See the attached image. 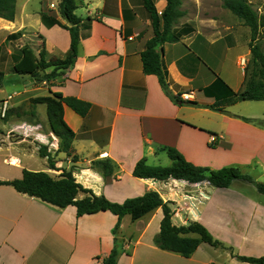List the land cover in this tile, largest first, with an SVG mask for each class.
Listing matches in <instances>:
<instances>
[{"label": "crops", "instance_id": "obj_1", "mask_svg": "<svg viewBox=\"0 0 264 264\" xmlns=\"http://www.w3.org/2000/svg\"><path fill=\"white\" fill-rule=\"evenodd\" d=\"M60 1L43 0L38 6L34 0H17L15 18L0 17V71L7 75L6 65L12 71L11 81L21 76L25 81L19 90L9 91L3 85L0 101L16 91L31 93L29 99L45 96L37 94L44 87L47 95L51 90L91 103L85 117L64 105V120L76 135L72 153L60 152L56 167L72 169L74 176L81 173L78 182L113 202L158 191L164 200L173 201L174 224L198 221L226 246L234 247L235 253L264 256V194L254 182L234 180L229 187L218 188L208 181L133 175L140 159L145 157L156 165L150 160L167 154L163 147H174L195 165L214 170L237 166L255 181L264 182V100H247L254 103L245 112H233L238 102L227 106L225 110L231 114L205 107L215 102L217 94H206L204 89L218 77L234 91L243 88L246 65L241 60L251 58L250 29L239 40L233 37L235 28L225 26L230 31L226 33L224 24L215 18L209 25L198 16L181 19L176 26L181 39L160 46L170 93L181 98L185 94L196 102L180 104L165 92L157 75L144 70L141 52L154 32L143 1L76 0L78 56L48 85L46 80L41 82V87L38 79L17 74L13 66L25 45L37 52L44 48L48 59H63L68 54L70 31L59 24L48 25L42 17L45 14L70 26L59 10ZM154 2L158 12L167 5V0ZM259 32L256 40L264 35V24ZM31 110L35 112L34 116L29 113L33 121L27 114H15L5 126L34 124L40 116L35 106ZM212 134L218 136L216 144L210 143ZM33 150L1 136L0 181L21 178L24 168L35 170L21 158L23 152ZM10 157L20 161L10 164ZM104 158L115 165L111 177L92 166L93 161ZM49 169L47 166L51 174ZM85 196L84 192L78 194L80 199ZM162 218L161 207L138 220L130 214L123 216L118 264H253L239 260L229 249L205 242L189 257L160 248L155 237ZM117 221L110 211L78 216L75 205L60 208L0 184V264H103L114 246Z\"/></svg>", "mask_w": 264, "mask_h": 264}, {"label": "trees", "instance_id": "obj_2", "mask_svg": "<svg viewBox=\"0 0 264 264\" xmlns=\"http://www.w3.org/2000/svg\"><path fill=\"white\" fill-rule=\"evenodd\" d=\"M16 1L0 0V17L13 20L16 16ZM142 1L149 13L154 32L153 37L146 41L145 48L141 52L145 72L158 76L162 88L174 102L196 104L194 101L181 98L180 95L170 93L168 71L163 65L162 49L160 50V46L163 43L177 42L181 39V35L176 31V26L187 14L186 10L182 8L183 0H167V5L161 14H159L154 0ZM77 7L76 0H61L59 3V10L69 21L70 26L63 24L54 17L42 15L46 24H59L70 31L71 47L68 54L63 59H48L44 48L37 52L32 47L25 45L20 51L21 58L13 66V70L17 74L30 75L39 81L46 80L50 82L60 76L61 72L59 70L62 71L74 63L78 56L80 43L79 18L75 14ZM223 7L241 18L252 32V41L256 40L260 26L264 24V15H260L248 0H223ZM250 48L251 58L245 67L243 88L234 91L218 77L214 84L204 89L206 94H217L215 102L205 105V107L223 111L227 106L240 101L264 100V52L260 50L259 46L254 45L253 42L250 43ZM4 78L5 72L0 71V89L3 86ZM49 92V95L30 98V102L33 106L39 103H44L47 106V124L50 131L57 137L59 147L56 153L53 154L52 151H49L47 145H42L39 149V155L46 157L49 168L54 169L57 161L56 156L60 152L72 153V145L76 135L64 120V105L70 106L78 114L85 117L91 108V103L75 97L64 96L60 92L51 90ZM8 112L10 113L9 110ZM9 113H7L8 117H11ZM34 115L35 112L32 113V116ZM242 118L248 122H256L247 117ZM163 150L167 152L172 160L170 165H151L144 157L137 162L133 175L139 178L156 180L173 178L190 183L208 181L212 186L218 188L229 187L234 180H246L254 182L259 192L264 194V182L255 181L250 174L244 173L237 166H227L214 170L207 166L193 164L174 147H163ZM92 166L106 177L112 176L115 167L109 158L95 160ZM0 184L11 185L18 192L40 198L60 208L75 205L78 216L94 214L100 211H110L117 215L118 221L113 228L114 246L110 253L102 259L103 264H118L122 245L118 238V232L123 216L130 214L133 220H138L159 207L162 208L163 218L160 224V232L155 237V243L160 248L189 257L201 243L205 242L214 247L229 249L232 255L241 261L264 264V256H243L235 253L234 247L226 246L222 241L215 238L205 225L198 221L191 220L183 225L174 224L173 216L175 210L173 209V201L164 200L158 191L147 192L118 203L109 200L105 195L95 194L92 189L85 188L77 181L71 170L63 171L60 176L54 177L47 171L29 170L26 168L23 169L21 178L0 181ZM80 192L86 194L82 199L78 198Z\"/></svg>", "mask_w": 264, "mask_h": 264}, {"label": "rangeland", "instance_id": "obj_3", "mask_svg": "<svg viewBox=\"0 0 264 264\" xmlns=\"http://www.w3.org/2000/svg\"><path fill=\"white\" fill-rule=\"evenodd\" d=\"M47 1H51V0H47ZM54 1V0H52ZM35 4H37L38 6L41 5V3L43 2V0H34ZM249 3H251V5L253 6V8L255 10L258 11V13L260 15H264V0H248ZM183 8L186 10L187 14L183 19H187V18H192V17H196L198 16L199 18H202L205 23L207 25H209L207 22H212V18H215L217 21H219L220 23H223L224 25L222 26V29L227 33L230 32L229 30H225V26H231L235 29H233L234 33L233 37H236L237 39L241 40L244 38V36L246 35V31H249L247 29H250L248 26H246L243 22V20L239 17H237L236 15H234L230 10L226 9L223 7V0H183ZM232 31V30H231ZM251 31V30H250ZM259 34L262 33H258L257 37L259 36ZM247 36H248V32H247ZM257 39V38H256ZM253 42L254 45L259 46L260 50L264 52V35L260 36V40H254L251 41ZM250 42V43H251ZM30 46V45H28ZM31 47V46H30ZM22 48V47H21ZM21 48L19 49V51H21ZM248 64V63H247ZM6 65H3V68H5L8 72V74H5V78L3 80V85L5 87L6 90L12 91L14 89H21V87H24V83L22 79L24 78V76H21V78H17L16 81H11L10 80V75L12 74L8 71V69L6 68ZM44 80L40 81V86L43 87V85L41 84V82H43ZM17 82V83H15ZM50 82H46V84L48 85ZM36 94V92H35ZM37 94L39 95H47L48 94V89H45L44 87L40 89L39 92H37ZM29 96H31V93H21L20 91H16V92H11L6 99H8V110L10 111V113L7 110V113H9L10 116H15L19 115V114H27L28 116V120L29 121H33V119H31L29 113L30 112H34V110H31V102L29 99ZM4 100L0 101V106L2 105ZM12 103H18L16 105L18 106H14L12 105ZM251 103L254 102H248V101H242V102H238V104L233 108V112H245L246 109H249V105H251ZM264 103V102H262ZM35 110L37 111V113L40 116V119L42 120L41 122L44 124L45 127H47V109H46V104L44 103H39L37 105H35ZM231 112V111H230ZM26 117V119H27ZM8 114L6 116V118L1 117L0 114V137H4L7 136V139L11 140L14 144H18V146L22 147V146H27L30 145L31 148H33V151L30 152H23L21 154V158L23 160V164L25 166H28L32 169L35 170H43L46 171L48 163L47 160L43 157H41L39 155V149L40 147L37 149V145H40V142H35L34 138L31 137H26L23 134L19 133L18 130L12 127H10L11 125H6V122L8 121ZM52 153L55 154L56 150H52ZM64 153V152H62ZM64 154H62L61 156H63ZM57 158V156H56ZM57 162V161H56ZM151 163L156 164V165H162V166H168L171 164V159L169 158V156L165 153H163L161 156L157 157V158H152L150 160ZM240 168V167H239ZM242 171H244V169L240 168ZM66 171L67 169H64V167L60 166V168L56 167L54 169H49V171L51 172V174L54 175H59L63 172ZM97 170V169H96ZM71 171L74 172L72 169ZM99 171V170H98ZM76 179L81 178L80 174L81 173H77L76 172ZM55 177V176H54ZM58 177V176H56ZM253 177V176H252ZM254 178V177H253ZM202 206V205H201Z\"/></svg>", "mask_w": 264, "mask_h": 264}, {"label": "built area", "instance_id": "obj_4", "mask_svg": "<svg viewBox=\"0 0 264 264\" xmlns=\"http://www.w3.org/2000/svg\"><path fill=\"white\" fill-rule=\"evenodd\" d=\"M50 6L52 8H54L56 5L55 3H50ZM162 12H159V14H161ZM241 63L244 65H247L248 60L246 58H242ZM183 99L185 100H189L187 95L183 94L182 95ZM8 99H4L2 105L0 106V114L1 117H5L7 114V110H8ZM37 122H35L34 124L32 123H21L19 125H17L15 127L16 130L19 131V133L23 134L24 136H28V137H33L34 141L36 142H40V145H37V149L39 147H41L42 145H47L49 151L52 150H57L59 145H58V139L57 137L50 131L48 125L47 127L44 126V124L41 122V119H36ZM218 141V136L212 134L210 136V143L211 144H216ZM20 160L19 159H13V158H9L8 162L10 164H16L18 163Z\"/></svg>", "mask_w": 264, "mask_h": 264}, {"label": "water", "instance_id": "obj_5", "mask_svg": "<svg viewBox=\"0 0 264 264\" xmlns=\"http://www.w3.org/2000/svg\"><path fill=\"white\" fill-rule=\"evenodd\" d=\"M223 112L226 113V114H231L230 111H228V110H223Z\"/></svg>", "mask_w": 264, "mask_h": 264}]
</instances>
